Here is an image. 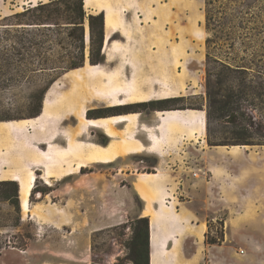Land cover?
<instances>
[{"label": "rangeland", "instance_id": "374dc122", "mask_svg": "<svg viewBox=\"0 0 264 264\" xmlns=\"http://www.w3.org/2000/svg\"><path fill=\"white\" fill-rule=\"evenodd\" d=\"M31 1L49 0H0V181L26 177L30 172L36 176L29 197L31 211L23 209L20 194L18 210L12 198H5L8 189L0 188V264H133L127 246L132 237L129 221L136 214L131 210H140L143 204L130 183L139 172L156 171L157 157L151 156L150 164L138 156L144 166L133 167L131 175L108 168L124 166L130 156L108 165L91 163L64 177L60 173L78 165V152L84 144L109 141L90 121L125 113L92 116L122 112V106L106 110L111 108L110 98L122 99L121 94L130 88L125 85L127 79L141 78L140 74L151 71L152 64L161 65L163 54L164 61L175 64L176 72H187L188 94L157 108L135 104L130 106L135 112L127 114L137 117L155 110L202 109L207 117V143L208 139L222 142L248 137L253 144H238L246 145L239 159L223 153L217 181L209 172L202 173L207 189L221 191L223 198L216 200L231 210L230 214L220 211L205 238H222V264H264V231L247 223L248 159L244 154L245 150L264 149V0H87V14H99L113 4L117 13L109 9L110 19L123 24L124 17L138 31L139 40L133 44L139 47L126 51L118 41L125 38L117 30L108 40L117 39L120 46L104 50V36L99 53L100 37L96 31L93 41L86 23L84 66L78 69L70 65L80 61V49L66 31L20 24L36 18L35 12L20 14L33 7L27 5ZM91 50L107 67L90 64ZM107 56L111 61L107 62ZM227 57L246 66L237 70L218 61ZM125 69L131 72L128 76ZM198 81L203 88L193 86ZM197 90L201 92L193 94ZM39 104L42 113L34 117ZM6 116L13 119L3 120ZM123 124L127 126V122ZM114 129L119 133L118 126ZM50 144L59 149L49 155L57 157L51 166V185L45 182V164L34 165L35 161L48 163L50 158L42 150ZM69 190L79 196L72 205L71 212L79 217L73 231L58 218L65 215L62 204ZM105 191H117L122 197L106 199ZM110 212L113 217L105 220ZM149 214L154 216L153 211ZM72 238L76 240L72 242ZM79 239L83 241L81 250L91 242L90 255L84 260L74 256Z\"/></svg>", "mask_w": 264, "mask_h": 264}, {"label": "crops", "instance_id": "0c3cea01", "mask_svg": "<svg viewBox=\"0 0 264 264\" xmlns=\"http://www.w3.org/2000/svg\"><path fill=\"white\" fill-rule=\"evenodd\" d=\"M109 9L110 12L117 13L113 4ZM109 9H102L106 14L103 49L112 48L114 44L120 46L119 42H115L117 39L108 40L117 30L125 38V40L118 41L126 46V51L132 47L138 48V44L137 46L133 44V41L137 43L136 41L139 40L138 31L133 29L124 17H122L123 24L121 21L110 19ZM108 24L111 28L109 36L107 35ZM129 32L132 34V40H128L131 37ZM164 58L163 54L161 65L152 64L151 71L146 75L140 74L141 78L130 76L127 79L128 83L125 84L130 88L126 89L121 96L129 102L186 96L188 90L184 78L187 72L184 69H178L176 72L175 64L170 60L164 61ZM121 59L119 58L117 64ZM106 60L111 61L108 56ZM99 64L95 66H106L105 63ZM126 69L124 73L128 76L131 72L128 74ZM144 69L145 67L141 66V70ZM201 83L198 81L193 86L203 88ZM47 92L48 90L46 94ZM200 92L201 90H197L193 94ZM135 120L134 129L121 123L117 125L119 133L115 130L116 137L108 135L110 139L107 145L117 140V137L120 138L117 140L120 144L119 154L112 161L96 163L108 165L130 156L131 160L124 166L115 168L109 165L108 168L116 169V174L123 173L125 170L126 174L131 175L133 167L144 166L145 162L138 161V156L157 157V163L153 166L156 171L139 172L130 183L134 194H137L143 204L142 209H133L131 212L134 213L136 210L134 216H146L150 219V264L153 253L156 255V264H222L224 257L220 253L223 247L222 238H219L216 243H208L205 232L209 230L210 223L219 218L221 210H227L228 214L231 210L230 206L222 205L221 201H218L223 198L221 191L207 189L202 173L209 172L214 181H217V167L223 153H229L232 157L239 159L246 145H238L239 148L235 152L232 146L228 148L225 145H209L206 140L207 117L205 110L202 109L155 110L149 113H139ZM133 139L135 142L132 141ZM56 150L59 149L55 147L54 151ZM244 154L248 159L246 167L247 223L253 229L264 231V149L249 152L245 150ZM52 158L57 157L52 156ZM196 185L198 187L193 188ZM67 193L66 200L62 204L65 215H60L58 218L62 225L70 224L71 231H73V225L78 224L79 217L71 212L72 205L79 196L75 190H69ZM104 194V197L109 200L122 197L117 191H105ZM150 211H153V217L150 216ZM111 214V212L108 213L104 219L108 220L113 217ZM153 222L155 224L154 244L151 231ZM229 224H233L232 221ZM80 231L82 230L79 229ZM80 238L83 239L82 236ZM74 240L76 239L72 238V242ZM77 242L79 249L74 256L76 260H84L90 255L91 242L87 241L85 250H81L83 241L79 239Z\"/></svg>", "mask_w": 264, "mask_h": 264}, {"label": "trees", "instance_id": "16d2710c", "mask_svg": "<svg viewBox=\"0 0 264 264\" xmlns=\"http://www.w3.org/2000/svg\"><path fill=\"white\" fill-rule=\"evenodd\" d=\"M46 1V0H44ZM33 6L31 8L24 9L22 15H25L29 12H35L36 18L31 19L30 22H21L20 24H24L23 26H37V27H44V28H57V30H64L67 32L68 37L72 38L77 42V47L80 49L81 53V59L80 61L72 62L70 67L72 69H78L79 67L84 66V49H85V24L88 23L89 30H90V36L91 39L94 41V35L97 34L100 37V44H99V53L102 48L103 44V38L105 36V24H106V14L105 12H101L99 14H87L85 11V4L84 0H49L48 2H42L40 1L36 5H30ZM26 28V27H23ZM115 34L111 35V38L114 37ZM104 51V50H103ZM208 56H210V53H208ZM90 64L91 65H98L99 63H102L104 59L100 57H95L94 50L90 51ZM221 63L232 67L237 70H242V67H245L246 65L244 63H241L239 61H236L235 59H229L228 57L225 59L218 60ZM235 66V67H234ZM181 96L178 97H167L162 99H152L148 101H142V102H136V103H129V104H123L118 106H111V108H107L106 110H113L116 107L120 106H133L135 104L138 105H144L147 104L149 106H152L153 108H157L158 106H162L167 102H171L172 100L178 99ZM42 99V97L40 98ZM147 103V104H145ZM41 104V102H40ZM38 105L37 108L34 111V116L37 117L41 115L43 110L42 105ZM137 105V106H138ZM130 107V108H131ZM178 109H185V108H178ZM96 110V109H95ZM165 110H171V109H165ZM93 110L90 109L88 113L90 114ZM41 112V113H40ZM131 111V109H126L125 111H122L120 113L116 114H107V115H96L92 117L100 118L104 116H110V115H119V114H127ZM40 113V114H39ZM3 120L11 121L13 118L6 116L2 117ZM15 119V118H14ZM18 119V118H17ZM108 141H102L101 143L106 145ZM209 145H226V144H253L251 141L246 137V135L240 136V138H236L234 141H222V142H215L210 139H208ZM144 161L149 162L150 164H153L149 158L144 157ZM157 161H155L154 164H156ZM84 168H81V171ZM6 187L8 189L9 193L8 195H5V198L7 200H10L12 198L13 204H15L16 208L20 210V200H19V194H20V186L19 182L15 179L11 180H2L0 181V188ZM35 190V188H33ZM32 190V191H33ZM46 191H44L45 193ZM32 195V194H31ZM140 199V198H139ZM142 202V201H141ZM130 227L132 228V237L128 243L129 248V256L133 264H150V219L149 217H140V215H137L135 217H132V219L129 221ZM221 238L220 236H213L206 239L208 243H216L218 242V239Z\"/></svg>", "mask_w": 264, "mask_h": 264}, {"label": "bare ground", "instance_id": "6f19581e", "mask_svg": "<svg viewBox=\"0 0 264 264\" xmlns=\"http://www.w3.org/2000/svg\"><path fill=\"white\" fill-rule=\"evenodd\" d=\"M85 0L84 2H86ZM38 1H31L27 5H36ZM110 25L108 24L107 28V35H110ZM113 35V34H112ZM111 37V36H110ZM94 66V65H92ZM128 94V92H127ZM162 98V97H160ZM159 98V99H160ZM110 106H117V105H123V104H129V100L126 98H117V97H111L110 98ZM145 100V99H144ZM143 100V101H144ZM151 100V99H150ZM127 101V102H125ZM132 102V101H130ZM135 102V101H133ZM142 102V101H140ZM109 106V105H107ZM136 116L134 114H124V115H119V116H114L111 118H101V119H94L90 121V125L101 128L104 130L107 135L111 137H116V132L114 127L127 122V126L130 127H135L136 126ZM82 128V127H81ZM86 128V127H85ZM71 141H73V138H71ZM37 141H34L36 144ZM40 145L44 143V141H38ZM120 144L118 143L117 140H114L111 144L109 145H101L97 144L94 142L86 143L78 152V156L80 158V162L78 165L74 168L72 165L69 166V169L67 171L61 172V177H64L66 175L72 174L77 172L78 170L80 171L82 167H86L87 165L95 162H109L112 161L116 155L119 154L120 152ZM37 147V146H34ZM47 150H42L43 154H48V156L51 154L53 149L55 148L54 144H50L48 146ZM239 148L238 145L232 146V150L236 151ZM38 149H41L40 146ZM55 152V151H54ZM48 163H42L41 161H35L34 165H43L45 164L46 167V173L44 175L45 182L49 185L52 184L51 182V176L53 175V172L51 171V166L53 163H55L54 159L49 156ZM19 181V186H20V200L22 207L25 211H31V202H30V194L35 186V180L36 176L33 172H30L26 177H14ZM151 231H152V243L154 244L155 241V224L154 222L152 223L151 226ZM151 264H156V255L155 253L152 254L151 256Z\"/></svg>", "mask_w": 264, "mask_h": 264}, {"label": "flooded vegetation", "instance_id": "af4514ba", "mask_svg": "<svg viewBox=\"0 0 264 264\" xmlns=\"http://www.w3.org/2000/svg\"><path fill=\"white\" fill-rule=\"evenodd\" d=\"M142 106H144V105H138V107H142ZM119 110H120V108H118ZM121 109H123V110H120V111H125L126 109H131L129 106H126V107H121Z\"/></svg>", "mask_w": 264, "mask_h": 264}, {"label": "water", "instance_id": "95a60500", "mask_svg": "<svg viewBox=\"0 0 264 264\" xmlns=\"http://www.w3.org/2000/svg\"><path fill=\"white\" fill-rule=\"evenodd\" d=\"M41 196H42V194H41Z\"/></svg>", "mask_w": 264, "mask_h": 264}]
</instances>
